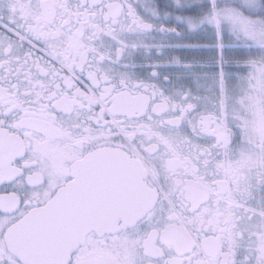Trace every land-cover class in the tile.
<instances>
[{"label":"snow or ice","instance_id":"6c2138e0","mask_svg":"<svg viewBox=\"0 0 264 264\" xmlns=\"http://www.w3.org/2000/svg\"><path fill=\"white\" fill-rule=\"evenodd\" d=\"M0 264H264V0H0Z\"/></svg>","mask_w":264,"mask_h":264},{"label":"flooded vegetation","instance_id":"af4514ba","mask_svg":"<svg viewBox=\"0 0 264 264\" xmlns=\"http://www.w3.org/2000/svg\"><path fill=\"white\" fill-rule=\"evenodd\" d=\"M205 42H206V41H205ZM173 54H174V55H179L180 53L177 52V53H173Z\"/></svg>","mask_w":264,"mask_h":264}]
</instances>
